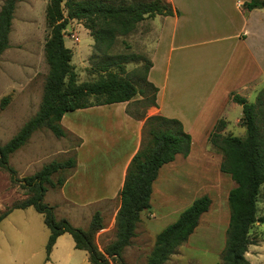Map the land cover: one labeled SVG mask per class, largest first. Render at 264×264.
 Returning a JSON list of instances; mask_svg holds the SVG:
<instances>
[{"label":"trees","instance_id":"trees-1","mask_svg":"<svg viewBox=\"0 0 264 264\" xmlns=\"http://www.w3.org/2000/svg\"><path fill=\"white\" fill-rule=\"evenodd\" d=\"M20 1L3 0L0 7V56L9 47L13 15ZM261 3L262 0H250L247 8L258 7ZM157 14L172 15L174 12L165 0H49L46 5L45 21L50 33L44 43V55L48 73L39 109L6 143H0V167L8 171L15 181L16 170L10 166L9 156L39 128L45 127L56 137H63L65 131L60 120L68 111L101 104L130 103L138 94L140 98L136 103L141 106V111L133 113L127 108L126 112L134 118L144 119V125L141 146L127 167L119 191L115 239L102 249L95 242L96 233L104 228L99 211H95L88 226L82 228L65 218H56L54 206L44 202L48 187H59L65 181L68 171L75 165L73 157L52 160L21 179L27 197L0 213V221L13 209L30 206L42 214L49 230L45 260L49 259L58 236L69 233L75 248L87 252L90 264H128L123 251L136 235L140 213L151 207L152 186L160 168L174 161L177 155L186 157L190 152V134L184 131L178 119L163 115L145 117V109L156 106L157 88L147 80L152 65L150 60L142 55L122 52L107 56L95 66V80L78 83L71 63L72 50L64 41L68 23L78 20L89 30L94 51L107 55L115 48L119 37L133 33L140 21ZM138 60L142 64L127 72L125 63ZM231 99L241 105L239 122L245 127L244 136L224 133L227 122L220 118L207 137L209 145L221 154L220 170L228 173L234 182L227 196L229 221L219 264H248L246 253L254 244L251 229L256 223H264V215L257 214V202L264 184V89L259 90L253 102L236 93L231 95ZM61 171L66 174L54 181L52 175ZM210 204V197L203 194L181 211L174 222L156 235L146 264H165L188 240Z\"/></svg>","mask_w":264,"mask_h":264},{"label":"crops","instance_id":"crops-1","mask_svg":"<svg viewBox=\"0 0 264 264\" xmlns=\"http://www.w3.org/2000/svg\"><path fill=\"white\" fill-rule=\"evenodd\" d=\"M165 1L174 14L146 17L135 29L144 56L152 64L147 80L157 88L156 106L147 107L145 117L163 115L178 119L193 142L194 134L208 137L220 118L227 125L240 121L241 116L230 115V110L241 108L231 99L233 93L249 102L264 89V0L252 9L247 8L250 0ZM127 104L94 105L63 114L60 120L65 131L63 138L73 137L77 143L72 155L75 165L53 191L60 197L54 202L55 209L62 206L58 219L65 218L74 226L85 228L83 224L88 226L94 212L99 211L103 223L109 217L115 228L119 191L127 167L141 146L144 125V119L126 112ZM192 157L190 147L184 158L191 160ZM184 158L177 155L171 163ZM171 163L160 168L153 183L152 217L156 213L153 198L157 181ZM30 207L9 212L0 221V233L6 223L13 225L15 217L22 215L26 220L30 214L25 211ZM145 211L140 213V221ZM156 217L148 219L149 231L158 225ZM82 220L84 223H79ZM160 228L153 238L164 227ZM104 230L105 225L98 232ZM72 259L77 260L76 264H90L87 252L75 248L72 236L63 233L56 239L49 259L45 260L44 256L43 264H73Z\"/></svg>","mask_w":264,"mask_h":264},{"label":"rangeland","instance_id":"rangeland-1","mask_svg":"<svg viewBox=\"0 0 264 264\" xmlns=\"http://www.w3.org/2000/svg\"><path fill=\"white\" fill-rule=\"evenodd\" d=\"M48 1L21 0L14 11L9 47L0 56L1 144L6 143L39 109L48 73L44 55V43L50 33L45 21ZM2 3L3 0H0V7ZM64 14H67L66 8ZM64 38L65 45L72 50L71 63L77 73L78 83L95 80L97 73L94 68L107 56L120 52L144 56L136 30L119 37L117 45L107 55L94 51L89 30L78 20L68 23ZM141 64L140 60L127 62L125 69L129 72ZM4 98L7 100L4 101ZM139 98L140 95L137 94L127 104V108L133 113L141 111V106L136 103ZM254 100L255 98H251L249 102ZM230 112L232 117L241 116L242 109L238 106ZM224 133L242 137L245 127L239 121L233 122L226 126ZM193 137L192 159L183 157L182 161L171 163L162 170L153 198L156 213L153 217L150 215L153 213L152 209L143 213L144 218L139 222L136 236L123 251L128 264H146L147 255L154 243V232L172 223L170 221L181 210L203 194L211 199L208 211L201 215L192 235L175 250L165 264L220 263L229 221L227 196L234 182L228 173L220 170L221 154L209 145L207 137L199 134H194ZM76 143L73 137H56L45 127L35 130L28 141L9 156V164L16 170L15 181L8 171L0 167V213L27 197L26 189L21 185L22 178L32 175L52 160L62 161L72 157ZM65 174V171H61L53 174L52 178L56 181ZM56 187L49 186L44 195V202L52 206L60 199L53 192ZM28 209L25 213L30 215L26 216V220L21 218L22 215L15 217L13 225L6 223L3 233H0V264H43L49 231L43 223L42 214L31 207ZM257 209L258 216L264 215V184ZM61 212L62 206L57 209L54 206L56 218H60ZM155 216L159 223L149 231L146 227L148 219ZM110 220L108 217L104 224L105 230L95 235V242L100 249L115 239V228ZM83 221L79 223L83 224ZM251 236L254 244L249 246L246 253L248 264H264V223H256L251 229ZM71 261L73 264L78 263L76 259Z\"/></svg>","mask_w":264,"mask_h":264},{"label":"water","instance_id":"water-1","mask_svg":"<svg viewBox=\"0 0 264 264\" xmlns=\"http://www.w3.org/2000/svg\"><path fill=\"white\" fill-rule=\"evenodd\" d=\"M263 5H264V3H263Z\"/></svg>","mask_w":264,"mask_h":264},{"label":"built area","instance_id":"built-area-1","mask_svg":"<svg viewBox=\"0 0 264 264\" xmlns=\"http://www.w3.org/2000/svg\"><path fill=\"white\" fill-rule=\"evenodd\" d=\"M239 3V2H238Z\"/></svg>","mask_w":264,"mask_h":264}]
</instances>
